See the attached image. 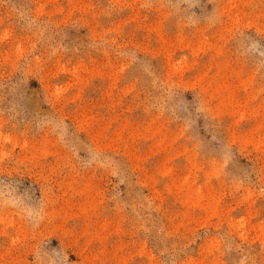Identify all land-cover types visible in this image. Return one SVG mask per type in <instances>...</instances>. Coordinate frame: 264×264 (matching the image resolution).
<instances>
[{
  "label": "rangeland",
  "instance_id": "1",
  "mask_svg": "<svg viewBox=\"0 0 264 264\" xmlns=\"http://www.w3.org/2000/svg\"><path fill=\"white\" fill-rule=\"evenodd\" d=\"M0 264H264V0H0Z\"/></svg>",
  "mask_w": 264,
  "mask_h": 264
}]
</instances>
